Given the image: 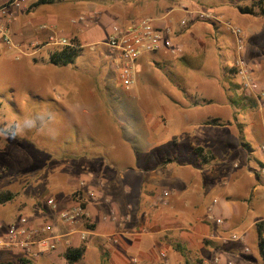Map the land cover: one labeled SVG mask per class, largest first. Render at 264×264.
<instances>
[{
    "label": "rangeland",
    "instance_id": "obj_1",
    "mask_svg": "<svg viewBox=\"0 0 264 264\" xmlns=\"http://www.w3.org/2000/svg\"><path fill=\"white\" fill-rule=\"evenodd\" d=\"M146 3L151 7L150 11L145 8L126 7L124 0H67L63 4L59 3L60 5L41 8H52L61 17L57 14L56 25L46 23L40 30L42 33L39 39L35 32L27 29L24 34L27 46H21L17 41L20 37L14 39V35L9 33L11 46L5 44L0 37V195H15L12 202L0 206V216L14 214L17 219L21 215L44 216L43 209L48 208L47 198L56 195L58 189L68 186L64 174L69 167L63 164L64 156L84 152L83 146L88 143L90 134L98 136L104 145L110 143V125L115 128L121 122L119 115L126 120L129 111L146 110L148 114L157 116L162 108L148 106L145 103L147 100L166 103L172 99H184L176 86L179 81L190 90L214 101L209 111L199 110L195 119L208 112L216 114L222 121L235 124L231 130L233 134L240 136L239 139H245L241 141L242 144L249 143L246 150H242V154L247 156L246 162L236 159L233 153H224L221 162L227 166L232 159L231 162L240 164V168L249 166L255 177L252 181L245 180L238 189L239 197L243 196L246 200L240 216L235 219L249 221L244 222L245 228L241 231L237 229L227 235L226 246L231 247L233 244L232 248L235 250L224 258L227 259L226 264H264L257 246L256 230V225L264 221V167L261 166L262 163L264 165V139L259 135L258 129L249 125L257 120L261 121V117L264 118V100L259 108H249V103L243 100L247 94L243 92L242 78L236 72L233 75L230 70L235 63L233 69L237 71L239 53L238 39L233 30L242 31L240 37L244 45L248 46L253 27H258L254 26V19L243 16L237 8L238 5H251V1L146 0ZM190 3L203 7L200 11L217 13L221 20L211 22L193 18L189 13L192 12L188 7ZM34 7L35 5L29 3L25 10L16 13L17 20L13 22L16 23L15 29L20 25V13L26 15ZM94 13L101 14L100 18L105 14L123 13L136 19L148 14L161 24L168 25L175 45H184L185 58L177 57L173 66L155 68L160 74V79L156 80L150 75L152 62L149 64L145 57L142 62L144 70L137 74L133 88L126 91L113 71L112 59L106 58L107 47L101 44L88 46L92 40L94 43L107 40V35L104 36V31L101 30L104 26L94 24V19L89 27L73 23V19L81 15L90 18ZM194 19L200 22L194 23ZM183 20H187L190 30L182 27ZM74 28L88 30L85 34L90 38L86 41L87 47L82 50L76 64L67 67L52 65L49 55L54 50L61 49L62 46L57 45L59 40L68 39L71 43L76 39L82 45L76 35L66 38ZM181 29L184 31L181 32ZM50 36L55 37L53 41H49ZM25 48L29 52L39 51L33 55L23 54ZM182 53L183 51L176 55ZM82 79L90 82L86 95L100 99L102 110L108 115L110 122L103 120L100 115L101 107L98 108L93 100L85 98ZM254 79L262 86L260 80L255 77ZM262 88L264 89L263 86ZM247 106L249 109L246 110ZM236 120L245 125H236ZM238 142L242 148L240 141ZM100 150L104 148L97 146L91 151ZM257 171L262 177L261 181L255 175ZM76 180L78 177H74L73 185L77 184ZM256 185L259 190L253 192ZM223 223L226 226L229 221L225 220ZM93 255L96 256L95 248L90 249L85 257L90 258ZM198 256L199 258L192 257L193 260L188 257L187 260L191 264H201V256Z\"/></svg>",
    "mask_w": 264,
    "mask_h": 264
},
{
    "label": "crops",
    "instance_id": "obj_2",
    "mask_svg": "<svg viewBox=\"0 0 264 264\" xmlns=\"http://www.w3.org/2000/svg\"><path fill=\"white\" fill-rule=\"evenodd\" d=\"M8 1L0 0V6ZM39 1L29 0L28 4L35 7L26 15L20 13V25H17L16 29L14 21L9 25L8 33L14 35V39L20 37L17 41L21 46L28 45L24 38L27 29L35 32L36 38L39 39L42 33L40 30L46 23L58 24L57 11L41 8L60 5L67 0H54L53 4L37 5ZM124 2L126 7L132 9H151L146 0ZM188 7L192 11L203 8L194 3H190ZM58 15L61 17L60 13ZM93 15L94 24L104 26L105 30L101 29L104 36H108L112 27L117 25L115 23L134 26L143 17H149L161 28L168 27L148 14L138 19L123 13L102 14L101 18V14ZM219 16L213 21L221 20ZM243 16L254 19V26L258 27H253L249 44L245 46L244 51H240L238 47L237 60L239 57L245 59L251 66L252 76L260 80L264 87V18ZM193 21L200 22L196 19ZM187 28L190 30L189 24ZM183 31L184 29H181V32ZM87 32L88 30L74 28L66 38L76 35L84 49L88 45L86 41L90 39L85 36ZM54 38L50 36L49 41ZM170 39L174 47L182 48L183 53L175 56L168 50L154 54L146 53L137 62L136 75L144 70L142 62L145 57L149 64L152 62L150 75L156 80L160 79V74L155 68L173 66L177 57L185 58L184 45L176 46L174 39ZM104 42V39L95 43L92 40L88 46H99ZM26 49L24 53L21 52L33 55L39 51L29 52ZM226 70L227 67L224 68V71ZM81 82L82 88H85V98L93 100L103 112L100 99L86 95L90 82L83 79ZM176 86L184 99H172L166 103L155 102L153 99L145 102L150 107L162 108L157 116L148 114L146 110L129 111L126 120L119 115L121 122H118L115 128L110 125V143L104 145L98 136L90 134L88 143L83 146L84 152L64 156L63 164L69 167L64 174L68 186L58 189L56 195L48 198L52 197L60 210L83 203L88 208V223L80 227V230L90 228L92 232L86 244L79 240L78 232L69 236L74 247L86 246L85 254L75 264H181L188 257L191 260L194 256L199 258L198 255L201 256V264H226L225 255L235 250L232 243L231 247L226 246V237L230 232L244 229V222L249 221L235 219L240 216V210L245 207L246 200L243 196L239 197L238 189L245 180L252 181L255 177L249 166L240 168V164L231 162L232 159L227 163L228 167L221 162L224 153H233L236 159L246 162L247 156L242 153L249 143L242 144L241 141L245 139H239L240 136L233 134L231 130L235 124L222 121L216 114L208 112L205 116L195 119L199 110L209 111L214 101L204 98L179 81ZM258 102L260 106L263 101ZM248 107L246 110L251 108ZM102 112L100 115L103 120L110 122L108 115ZM215 119H220L224 126L211 124ZM263 119L261 117V121L257 120L249 125L258 129L259 135L264 139ZM239 124L244 123L236 120V125ZM97 146L104 150L91 151ZM195 147L204 149L208 156L205 163L194 153ZM255 175L262 180L258 171ZM74 177H78L76 185H73ZM257 189L259 190V187L256 185L253 192ZM92 192L96 196L95 199L90 197ZM43 210L44 216H29L34 226H49L52 235L69 234V229L58 217L59 213L56 214L49 208ZM8 215L0 216L1 224L8 225L17 220V215L11 214L7 217ZM217 219H220L222 224L217 223ZM225 220L229 221L226 226L223 223ZM2 233L4 230H0V234ZM93 248L96 256L85 257ZM23 252L15 248L0 251V264H63L65 258L62 253L66 252V247L61 244L56 253L42 254L36 260L26 258Z\"/></svg>",
    "mask_w": 264,
    "mask_h": 264
},
{
    "label": "built area",
    "instance_id": "obj_3",
    "mask_svg": "<svg viewBox=\"0 0 264 264\" xmlns=\"http://www.w3.org/2000/svg\"><path fill=\"white\" fill-rule=\"evenodd\" d=\"M264 3V0H248ZM29 0H9L5 5L0 6V37L3 42L9 46L12 45V40L8 35L9 25L15 20L16 13L26 9ZM193 18L202 21H213L216 19V14L206 11L189 12ZM94 15L88 18L85 15L73 19L76 25L83 24L90 26ZM182 27H188L187 20L181 22ZM237 37V43L240 51H244L245 45L241 39L242 31L240 29L233 30ZM172 31L169 27H159L149 17L141 18L134 26L122 27L115 25L107 36V40L101 45L107 47V59H112L113 71L115 72L118 82L121 87L128 91L133 88L136 81V70L138 60L146 53L154 54L168 50L171 54L182 52V48L174 47L170 34ZM59 46H71L68 39H61L57 42ZM237 74L241 76L243 84V92L248 96L254 97L256 100H264V89L258 81L252 76V69L248 62L239 57L236 61ZM90 197L95 199L96 196L92 192ZM46 205L54 213H59V218L62 223L69 229L67 235H52L49 231V226H34L30 217L21 215L16 221L3 225L0 223V230L4 233L0 234V251L8 249L23 250V255L30 259L36 260L42 254L56 253L59 246L62 244L66 247V252H63L65 261L63 264H70L66 258V254L70 249H76L69 238L75 233L79 234V240L86 244L88 236L91 235L90 228L81 229L83 225L88 223L89 212L88 208L82 204L70 205L63 210H60L59 205L53 198L46 200ZM217 223L222 224L220 219ZM237 237V236H235Z\"/></svg>",
    "mask_w": 264,
    "mask_h": 264
},
{
    "label": "trees",
    "instance_id": "obj_4",
    "mask_svg": "<svg viewBox=\"0 0 264 264\" xmlns=\"http://www.w3.org/2000/svg\"><path fill=\"white\" fill-rule=\"evenodd\" d=\"M244 3H246L248 0H241ZM55 3L54 0H40L37 5H49ZM239 12L243 15H253V16H262L264 18V3L262 2H256L251 1V5H238L237 6ZM122 27H129L131 25H126L123 23L120 25ZM71 46H62L61 49H56L49 55V61L52 65H55L56 67H67L73 64H76L78 58L82 55V45L77 42L76 39H74ZM232 72H237L235 69H232ZM231 72V73H232ZM246 102L249 103L251 108H258L259 102L258 100L252 98L251 96L245 95L243 98ZM211 124L214 125H222V122L220 119H215L211 121ZM194 153L201 158L204 162H206L208 156L206 155L204 149L202 147H195ZM264 167V165H261ZM79 195V194H77ZM15 195L12 193L2 194L0 195V206H4L14 199ZM83 205H85L83 203ZM256 230L258 234V240H257V246L259 250V254L261 256V260L264 262V221L260 222L256 225ZM86 252V246L82 245L77 249H69L66 258L69 260L70 264H75L78 262L82 256ZM181 264H191L188 260L184 261Z\"/></svg>",
    "mask_w": 264,
    "mask_h": 264
}]
</instances>
